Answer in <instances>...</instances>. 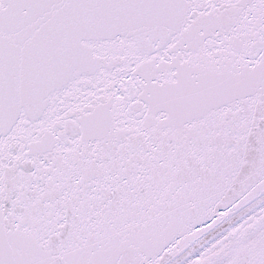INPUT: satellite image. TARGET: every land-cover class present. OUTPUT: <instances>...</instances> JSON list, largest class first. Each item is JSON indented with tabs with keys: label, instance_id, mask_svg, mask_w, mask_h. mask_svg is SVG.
<instances>
[{
	"label": "snow or ice",
	"instance_id": "obj_1",
	"mask_svg": "<svg viewBox=\"0 0 264 264\" xmlns=\"http://www.w3.org/2000/svg\"><path fill=\"white\" fill-rule=\"evenodd\" d=\"M0 264H264V0H0Z\"/></svg>",
	"mask_w": 264,
	"mask_h": 264
}]
</instances>
